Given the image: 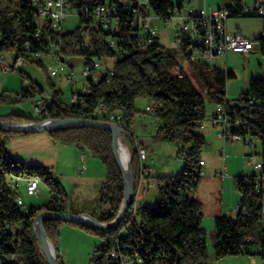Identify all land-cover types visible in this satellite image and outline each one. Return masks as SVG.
I'll return each mask as SVG.
<instances>
[{"label": "trees", "instance_id": "trees-1", "mask_svg": "<svg viewBox=\"0 0 264 264\" xmlns=\"http://www.w3.org/2000/svg\"><path fill=\"white\" fill-rule=\"evenodd\" d=\"M69 1L73 6L79 4L77 6L90 8L106 1L117 3L120 29L114 33L97 25H89L86 39L80 34V28L89 21L82 15L75 30L51 34V42L56 43L62 54L76 63L114 60V75L110 80L106 77L96 82L90 79L93 91L84 96V103L66 105L62 91L54 89L55 107L61 110L56 118L97 119L121 115L124 139L130 143L132 150L131 166L135 182L133 205L117 226L103 231L72 224L103 239V243L95 248L92 264H123L124 259L130 264H208L207 234L201 226L202 204L192 197L202 178L200 162L203 161L201 153L206 138L199 130L207 116L205 96L215 106L226 107L232 125L231 134L254 140L256 149L264 151V76L251 78L248 90L231 100L227 97V82L236 76L233 70L211 69L208 63L192 62L193 72L198 73L204 87L205 94H202L187 73L181 71V76L172 73V69L180 65V60L170 49L159 44V36L147 44L145 38L139 35L131 10L123 5L125 0ZM127 1L130 6L133 5L134 0ZM228 1L226 7L229 8L230 17H250L243 13L244 0ZM190 2L150 0L149 9L141 11L147 15L152 11L157 18L168 21L176 10L183 11ZM33 11L28 0H0V54H9L13 59L23 56L26 63H36L45 68L32 54L48 50L51 44L35 41ZM110 39L116 40L115 47L110 45ZM189 49L190 43L185 38L179 47L184 59L190 57ZM18 72L31 87V90L22 88L19 93L21 99L32 100L36 93L44 90L23 70ZM142 99L150 110L138 106V101ZM10 100L0 94V102ZM145 114H153L158 121L153 136L155 140L176 143L177 155L184 160V165L178 174L154 175L158 191L157 205L136 206L137 213L133 218L131 214L140 181V162L132 127ZM0 119L16 122L43 120L27 113H11ZM26 134L33 133L0 129V264H48L34 233L35 218L41 211H67L68 195L59 179L47 172L48 168L26 164L9 153V142ZM48 134L54 141L75 146L82 152L88 151L102 161L106 177L98 202L106 204L108 209L99 215H91L103 223L113 221L123 204L124 180L113 154L111 131L87 126L58 129ZM17 177L40 179L50 189L51 198L40 206H20L17 197L22 195L19 190L10 187ZM253 179V171L249 175L235 176L236 188L240 193L237 215L215 217L217 260L252 254H260L264 258L263 217L259 214L264 207V188L258 191L254 184L248 183ZM63 224L53 219L44 221L45 232L55 247L60 264H65L57 248ZM11 256L14 260L10 259Z\"/></svg>", "mask_w": 264, "mask_h": 264}, {"label": "built area", "instance_id": "built-area-1", "mask_svg": "<svg viewBox=\"0 0 264 264\" xmlns=\"http://www.w3.org/2000/svg\"><path fill=\"white\" fill-rule=\"evenodd\" d=\"M33 6V23L36 26L34 39L40 43L46 41L51 44L48 50L38 51L33 53V58L40 61L47 69L48 77L53 78L58 75L61 67L66 71L67 79L71 83V94L66 105L74 103H84V96L93 91L90 79L94 82L102 77L110 80L114 75L113 64L108 61L94 60L93 63L83 64L81 77L77 78L73 67L76 64L74 60L62 54L59 46L51 42V34L65 33L68 30L64 28L67 16L69 14H76L79 17L83 15L88 24L83 23L80 28V34L87 39V27L100 26L106 31L117 33L120 29V22L117 18L119 6L115 2L96 3L95 6H73L69 0H28ZM79 3V2H77ZM125 8H129L133 15V24L139 28V35L145 38L147 44L152 43L158 36V32L153 25H151L147 18L149 14L142 13L141 9L145 12L149 9L150 0H134L133 5L125 0L123 2ZM243 13L248 16H259L264 19V0H253V4L249 5L244 0ZM230 17L229 8H209L196 9L192 6L186 7L183 11L176 10L171 19H176L177 24L174 31V42L179 48L185 38L190 43V57L185 58L182 65L176 66L172 69V73L181 76L183 67L190 65L192 62L215 63L218 59L227 56L230 53L241 54L244 56L249 55L255 48L264 46V28L259 37H248L242 33H228L227 20ZM170 20L166 21L169 25ZM116 40L110 39V45L115 47ZM88 41L85 42L87 44ZM50 56L58 67H54L48 63L47 58ZM0 62L4 70L21 71L26 63L23 56H17L10 61L5 59L4 54H0ZM81 86H79L80 84ZM23 87L26 90H31L24 80ZM16 99L20 100L21 96L16 95ZM56 97L53 92L43 90L35 94L32 102L35 111L39 113L42 121L49 122L57 119V115L61 113L55 107ZM150 110V107L146 108ZM100 120L110 121L124 128L121 115L110 116L108 118H97ZM211 123L219 128V134L225 140L243 141L249 148L248 154L249 163L253 167L254 179L248 181L249 184H254L260 191L264 188V151L256 149V143L252 139H244L240 135L231 134L232 125L228 120L227 109L224 105L216 107ZM136 151L140 162V176L146 177L154 175V166L149 162L148 150L142 144L136 145ZM81 171L85 169L84 154H81ZM204 161L200 162L202 167L200 175L203 177L205 171L203 169ZM47 172L53 174V171L48 168ZM22 178H15L10 187L14 190L19 189V183ZM40 179L36 177L26 179V192L29 195H34L39 188ZM17 203L20 206H25L22 196L17 197ZM238 210V208H237ZM137 213L136 206H133L132 217L134 218ZM264 218V207L259 213ZM115 256V253H112ZM14 260V257H10ZM123 264H130L127 259L123 260Z\"/></svg>", "mask_w": 264, "mask_h": 264}, {"label": "crops", "instance_id": "crops-1", "mask_svg": "<svg viewBox=\"0 0 264 264\" xmlns=\"http://www.w3.org/2000/svg\"><path fill=\"white\" fill-rule=\"evenodd\" d=\"M215 4L217 5V7H221L220 2L217 1ZM196 9H201V7L196 6ZM242 18L243 17H240L238 20L234 21L227 20V32H239L248 37H259L264 28V19L262 18V21L257 22L258 29L256 30L253 29V25L255 23L249 22L247 21V19ZM170 50L173 55L180 60V65H182L185 59L183 58L179 48L175 45V47H171ZM5 59L7 61H10L12 57L9 54H5ZM219 62L222 65V68L220 69H231L236 74L234 78L229 79L227 82V97L231 100L236 99L239 94L248 90L251 78L264 76V46L255 48L247 56L230 53L227 56L218 59L215 63ZM108 63L110 62L108 61ZM235 64L239 66L241 65V72L235 71V69L233 68ZM11 71L13 70H4L0 62V94H4L12 99L7 102H13V96L16 99V95L21 92L24 83V80L19 74V77H14L11 74H8ZM183 71L187 74H194L191 65H185L183 67ZM236 79L238 80L235 81V84L230 82ZM79 86H81V84ZM7 102H0V104H5ZM143 107L147 108L148 105L144 104ZM216 107L217 106H214V109H212L211 114L206 116V120L199 131L205 136V138L207 137L214 139L216 142H218V145L222 144L224 154H221L222 159L219 164L214 162L209 163V161L202 158L205 162L203 166L205 175L202 177V180L200 181V184L198 185L197 189L192 192V197L200 201L202 204L203 217L201 221V226L207 234L209 252L208 264H264L263 257H261L260 259L259 257L255 256H227L220 260H217L215 258V217L218 215H237V208L239 205L238 196L240 197V193L236 188L234 180L235 176L241 174H251H248L247 166L242 159L243 156L246 157L248 155L250 149L243 147L242 149L236 151L234 147H228L227 142L231 143L236 141L225 140L223 137L220 136L219 128L211 123V118ZM11 113L20 114L27 112L21 107H14L9 112L0 114V118L6 117ZM136 123V130L132 131L134 134L135 146L138 143H142L147 148L149 162L152 163V151L155 149H162L164 146L162 142L155 141L154 143L152 139L158 121L153 114H145L140 116L136 120ZM222 138L225 142L222 140ZM53 148H55V146ZM56 150L57 153L60 154L62 149L58 147ZM225 152L226 154L229 153V157L225 154ZM75 153L76 154H74V156L68 160L70 164L73 165L69 169L66 168L61 157H56V159L53 161L51 160V162H49V164H46L45 167L50 168L53 171L52 175L59 179L60 183L62 184L63 188L65 189L68 195V205L66 212H71L75 214L88 213L90 215H99L98 211L99 209H101V207L99 205L100 203L98 202V198L100 194V189L102 187L103 182L105 181L106 175L101 169V167L97 165L96 161H93L91 156L86 155L84 151L82 152L77 150ZM81 154H84L85 169L83 171H81ZM78 156L79 158L77 159ZM161 173L168 174L167 172L159 171L158 167L154 166V175ZM154 175L146 177L140 176L138 191L135 199V206H137L138 208L140 206L150 205L151 200L145 195L147 194V191L149 189H156L157 191L155 178H153ZM68 187H70L71 190H69ZM68 190L70 191V193H72L71 196H69ZM153 202L157 203V198L155 196ZM107 209L108 206H105V210ZM70 234L79 236L81 238H86L87 240H90L93 243H95L97 239V236L87 233L78 226L72 225L70 223H64L61 227V235L57 244V248H59L60 253L62 254L61 259L63 261L64 259H68L67 255L71 252V246L68 242L64 241V237H67Z\"/></svg>", "mask_w": 264, "mask_h": 264}, {"label": "rangeland", "instance_id": "rangeland-1", "mask_svg": "<svg viewBox=\"0 0 264 264\" xmlns=\"http://www.w3.org/2000/svg\"><path fill=\"white\" fill-rule=\"evenodd\" d=\"M145 1V0H143ZM220 2L221 7H217L215 4L216 2ZM246 3L249 5L253 4V0H246ZM229 5L228 0H191L189 4H186L187 7L192 6L196 8V6H199L201 8L209 9L211 7L213 8H225ZM239 18L230 17L229 21L238 20ZM242 19H247L249 22L255 23L253 25V29H258V21H262V17H243ZM147 21L156 28L158 32V42L159 44L163 45L164 47L170 49L171 47H175L174 42V31L176 28L177 20L171 19L169 25H167L166 21L157 18L152 11H150L149 17L147 18ZM80 23V17L76 14H69L67 16L66 22L64 24V28L69 31L75 30ZM259 36V35H258ZM253 38V37H252ZM260 53V52H257ZM8 55V54H7ZM47 58V67L48 63L50 65H53L54 67H58L57 64H55L50 56L45 57ZM110 63L113 64L114 60H110ZM211 69L213 68H222V65L219 63H208ZM236 72H241V65L235 64L233 66ZM59 73L57 76L53 78L48 77V71L46 68H43L39 66L38 64L34 63L31 64L29 62L25 63L23 67V72L27 74L34 82L41 85L44 90L53 92V90H61L63 93V98L65 100H68L71 94V83L67 79V73L65 70H63L61 67H58ZM83 70V63L82 61H78L74 67L73 71L76 73L77 78L81 77V73ZM12 76L16 77L20 75L18 71H11L10 73ZM19 74V75H18ZM191 78L194 86L202 93L204 92L203 84L200 80V77L198 73H188ZM192 74V75H191ZM236 80L230 81L231 83L235 84ZM27 83V82H26ZM22 91V89H21ZM205 96V95H204ZM234 98V97H233ZM13 102H7L5 104H0V114L7 113L14 107H21L26 110L28 114L35 118L41 117L39 113L35 111L34 104L31 99H20L16 100L13 96ZM146 104L145 100H139L138 106L143 107V105ZM214 104H212L208 98L205 96V107L207 116L211 114L212 109H214ZM137 127V123L132 127V131H135ZM154 143L155 138L152 137ZM224 141V139L222 138ZM163 143L162 149H155L152 151V158H153V166H157L159 171L167 172L168 174H178L181 172L182 167L184 165V160L177 155V148L178 145L176 143L172 142H166V141H160ZM225 142V141H224ZM126 146L128 147L129 153L132 156V150L130 143L128 141L125 142ZM228 147H234L236 151L242 149L243 147H247L246 144H244L241 141L236 142H227ZM55 146V148H53ZM60 147L62 150L59 153H57V148ZM223 145H218V142H216L214 139L207 138L206 137V144L202 150L201 156L203 159L209 161V163H217L219 164L222 156L221 154H224V150L222 149ZM250 149V148H249ZM77 147L72 145H64L60 144L56 141H54L51 136L48 134V132H37L33 134H26V135H20L15 137L13 140H11L8 144V151L11 154L12 157L15 159H18L22 162H25L26 164H37L44 166L46 164H49L51 160H55L56 157H61V159L64 162V165L67 169H69L71 166L70 162L68 161L71 157L76 154ZM79 151V150H78ZM221 152V153H220ZM84 153L88 156H91L93 161H96L97 165L101 167L103 172L106 175V169L102 161L92 156L88 151H84ZM226 154V152H225ZM229 157V153L226 154ZM79 156L77 157V159ZM243 162L247 166V172L248 174L253 171L252 165L249 163L248 157L243 156ZM163 174V173H161ZM221 177V176H218ZM202 180V178H201ZM69 190L70 187H68ZM19 193L22 195L25 205L27 207L31 206H40L47 202L51 198V192L48 186L44 184L43 182H40L39 188L36 191L34 195H29L26 192V179H22L19 183ZM68 190L69 196H71L72 193ZM147 198H149L150 201V207H155L157 205L156 202H153L154 196L157 198V191L156 189H149L147 191V194H145ZM240 199V197L238 196ZM101 209H99V213L105 210V206H107L104 203L99 204ZM234 214V213H233ZM97 238V239H96ZM96 242L93 243L90 240H87L86 238H81L79 236L70 234L67 237H64V241L68 242L71 246V252L67 255L68 259H64L63 262L65 264H92L93 255L95 252L96 246L103 243V239L96 237ZM56 251V250H55ZM58 254L60 256L62 255L60 253V250L58 248ZM246 256H255L259 257L261 259L260 254H252V255H246ZM131 264H140V263H131Z\"/></svg>", "mask_w": 264, "mask_h": 264}, {"label": "water", "instance_id": "water-1", "mask_svg": "<svg viewBox=\"0 0 264 264\" xmlns=\"http://www.w3.org/2000/svg\"><path fill=\"white\" fill-rule=\"evenodd\" d=\"M101 127L111 131L112 133V146L113 154L116 162L118 163L124 180V200L122 207L117 215V217L108 223L100 222L97 218L93 217L88 213H71V212H50V211H41L35 218L34 221V233L38 240L41 250L43 251L44 256L46 257L48 264H60L55 247L52 242L49 240L45 229L44 221L47 219L59 220L64 223L76 224V225H85L92 228H97L103 231H107L110 228L117 226L125 214L133 205L135 198V182L134 174L131 166V155L127 163V167L124 168L116 151V141L118 138H122L125 143L124 135L125 129L117 124H114L110 121L92 119V118H57L49 122L37 121V122H16L11 120H2L0 119V129L5 131L12 132H21V133H37V132H51L58 129L64 128H77V127Z\"/></svg>", "mask_w": 264, "mask_h": 264}, {"label": "bare ground", "instance_id": "bare-ground-1", "mask_svg": "<svg viewBox=\"0 0 264 264\" xmlns=\"http://www.w3.org/2000/svg\"><path fill=\"white\" fill-rule=\"evenodd\" d=\"M116 151L123 167L126 168L128 160L130 158V153L122 138H118V140L116 141Z\"/></svg>", "mask_w": 264, "mask_h": 264}]
</instances>
